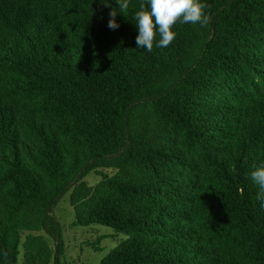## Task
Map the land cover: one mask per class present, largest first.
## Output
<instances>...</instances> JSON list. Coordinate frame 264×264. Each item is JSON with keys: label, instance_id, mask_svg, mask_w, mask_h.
Wrapping results in <instances>:
<instances>
[{"label": "trees", "instance_id": "16d2710c", "mask_svg": "<svg viewBox=\"0 0 264 264\" xmlns=\"http://www.w3.org/2000/svg\"><path fill=\"white\" fill-rule=\"evenodd\" d=\"M104 2L0 0V264H60L69 190L75 224L126 234L99 264H264V0H204L151 52L146 0L114 30Z\"/></svg>", "mask_w": 264, "mask_h": 264}, {"label": "clouds", "instance_id": "9594fccd", "mask_svg": "<svg viewBox=\"0 0 264 264\" xmlns=\"http://www.w3.org/2000/svg\"><path fill=\"white\" fill-rule=\"evenodd\" d=\"M101 3L105 6L112 5L105 3L104 0H101ZM130 4L131 0H115V6H112L109 12L108 27L110 29L119 27L116 19L118 14L123 13L127 18ZM210 8L211 5L204 0H146V3L139 5L133 17L138 27L137 48L151 52L154 43L160 48L169 46L175 39L174 28L177 23L206 26L210 19L206 10ZM250 176L259 188L256 198L264 206V164L255 167ZM4 256L7 257V252Z\"/></svg>", "mask_w": 264, "mask_h": 264}, {"label": "rangeland", "instance_id": "374dc122", "mask_svg": "<svg viewBox=\"0 0 264 264\" xmlns=\"http://www.w3.org/2000/svg\"><path fill=\"white\" fill-rule=\"evenodd\" d=\"M105 171L111 172V170ZM84 179L91 185H95L101 180V176L93 171L88 173ZM70 193L71 190L62 195L54 207V214L62 226L65 242V251L60 264H99L102 258L126 237V234L103 224L95 223L87 226L75 224L76 213L70 202ZM43 234L51 245H54L53 238L46 232ZM25 235L26 232L23 233V238ZM100 236L103 238L99 249L87 244L88 241H94ZM20 261H23L22 248Z\"/></svg>", "mask_w": 264, "mask_h": 264}]
</instances>
